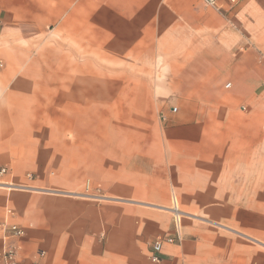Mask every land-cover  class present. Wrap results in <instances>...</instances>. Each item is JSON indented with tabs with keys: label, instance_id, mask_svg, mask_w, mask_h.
Returning a JSON list of instances; mask_svg holds the SVG:
<instances>
[{
	"label": "crops",
	"instance_id": "0c3cea01",
	"mask_svg": "<svg viewBox=\"0 0 264 264\" xmlns=\"http://www.w3.org/2000/svg\"><path fill=\"white\" fill-rule=\"evenodd\" d=\"M0 167L20 264H264V0H0Z\"/></svg>",
	"mask_w": 264,
	"mask_h": 264
},
{
	"label": "built area",
	"instance_id": "2783aa9c",
	"mask_svg": "<svg viewBox=\"0 0 264 264\" xmlns=\"http://www.w3.org/2000/svg\"><path fill=\"white\" fill-rule=\"evenodd\" d=\"M203 4L209 8L217 10V1L218 0H201ZM229 87V85H227ZM172 112H175V109H172ZM8 170L4 167H0V177L6 176ZM28 181L33 180L31 174L26 175ZM175 213L180 214L181 217H184L179 209ZM172 212L176 227L180 225V221ZM13 217V213L10 209L4 208L0 209V231L3 233V250L0 253V264H20L18 248L16 246V241L24 237V230L16 224L10 223V219ZM179 242V239L176 238H159L155 240L151 246L149 259L152 263H158L161 259V251L163 245H171Z\"/></svg>",
	"mask_w": 264,
	"mask_h": 264
},
{
	"label": "rangeland",
	"instance_id": "374dc122",
	"mask_svg": "<svg viewBox=\"0 0 264 264\" xmlns=\"http://www.w3.org/2000/svg\"><path fill=\"white\" fill-rule=\"evenodd\" d=\"M97 68H100V69H101V63H98V64L96 63V69H97ZM99 80H100V81H103L104 79L100 78ZM105 80H108V81H109V79H105ZM111 81H112V85H114V84H118V83H119L118 79H112ZM105 85H106V82H105ZM99 97H101V94H99ZM112 113L119 115V114L121 113V111H118V110H112ZM121 114H122V113H121ZM118 127H119V126H117V129H118ZM98 128L102 129V126L97 127V129H98ZM171 214H172V213H171ZM182 214H183V213H182ZM172 216H173V214H172ZM184 217H189V215L184 214Z\"/></svg>",
	"mask_w": 264,
	"mask_h": 264
},
{
	"label": "bare ground",
	"instance_id": "6f19581e",
	"mask_svg": "<svg viewBox=\"0 0 264 264\" xmlns=\"http://www.w3.org/2000/svg\"><path fill=\"white\" fill-rule=\"evenodd\" d=\"M178 216V215H177Z\"/></svg>",
	"mask_w": 264,
	"mask_h": 264
}]
</instances>
